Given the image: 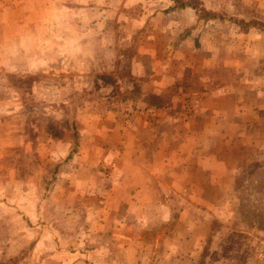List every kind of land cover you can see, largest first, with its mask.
I'll use <instances>...</instances> for the list:
<instances>
[{"label": "rangeland", "instance_id": "1", "mask_svg": "<svg viewBox=\"0 0 264 264\" xmlns=\"http://www.w3.org/2000/svg\"><path fill=\"white\" fill-rule=\"evenodd\" d=\"M153 1L0 0V264H96L87 258L96 242L117 250L134 237L144 264H264V219L251 205L258 199L252 184L243 213L240 198L248 172L264 165L246 169L237 163L242 156L224 151L215 159L214 149L206 158L188 151L180 165L187 153L168 149L165 161H150L135 180L140 153L134 135L125 149L123 129L150 114L151 104L186 112L185 89L172 94L147 84L183 61L170 48L142 52L155 27L142 17L164 5ZM227 5L202 37L217 31L220 55L246 61L248 32L264 31V0ZM114 129L120 135L107 136ZM138 185L147 195H136ZM104 207L114 210L95 212ZM99 220L108 223L103 231ZM118 222L126 230L111 225Z\"/></svg>", "mask_w": 264, "mask_h": 264}, {"label": "crops", "instance_id": "2", "mask_svg": "<svg viewBox=\"0 0 264 264\" xmlns=\"http://www.w3.org/2000/svg\"><path fill=\"white\" fill-rule=\"evenodd\" d=\"M153 2L158 3V0ZM160 5L162 12L142 17V20L151 18L155 24L153 31L147 32L144 37L145 43L147 45L150 43L151 49L142 52L168 53L170 48L176 52L175 58L180 52L183 53L181 54L183 61L179 62L175 59L170 70L165 67L160 73L157 71L151 77V82L147 84H150L151 91L157 84L161 88L168 87L172 94L177 90L185 89L186 92L181 99L186 112L180 115L177 110L172 111L173 108L170 106L160 109L155 104H151L149 108L140 105L148 108L150 114L141 112V119L131 123V128H124L121 137L122 143L126 142L125 149L132 148L128 141L131 137L129 135H134L131 138L134 143L137 142L136 150L140 153L138 162L141 166L137 163L136 166L134 165L135 180L142 181L143 166L150 164V161L154 166L165 161L168 157L164 150L168 149L181 151L182 154L187 153L185 158L182 157L180 165L189 162L188 151L197 150L200 153L202 151V156L206 158V151L210 149H214L215 159H218L224 151L229 155L235 153L242 156L243 160H237V163L244 165L246 169L264 165V61L262 60L264 45L259 47L260 42L264 41V31L259 33L252 29L248 32L250 47L247 53L251 55L250 58L247 55L246 61L241 57L231 61L220 55L221 47L218 42L220 34L217 31H209L205 40L201 34V29L205 25L217 23L218 19L206 22L190 8H171L174 5L173 0H164V5L163 3ZM196 24L198 25L194 32L189 33L190 27ZM158 46L159 48H156ZM163 46L165 47L162 51ZM154 93H161V89L157 86ZM148 95L150 93L147 91L142 94L145 103L148 101L147 98H150ZM120 130L114 129L105 133L107 136L113 133L119 136ZM147 132L148 140L144 137ZM117 142L119 144L120 138ZM48 147L47 143H43L44 149ZM98 147V143H94L92 149ZM174 159V156L168 159L170 166L176 164ZM125 162L127 165L132 164L128 159ZM198 162L206 165L205 162H200V159ZM151 172L156 178L149 176L154 178V181L160 182L154 170ZM61 174L62 172L59 175ZM71 178L76 179L72 176ZM146 179L149 181L148 178ZM100 180L104 179L100 178ZM124 180L126 181L125 178ZM139 186L136 187V195H147L146 187L139 188ZM99 194L101 195L102 191ZM113 210L104 207L95 212L108 215ZM101 223L103 231L108 223L101 220L96 222L97 225ZM111 225L115 227L121 225L124 228L120 229L126 230L128 223L118 222ZM137 239L134 237V241L132 239L125 241L117 250L112 246L96 242L95 248L87 253V258L94 260L96 264H144L143 251L139 253L135 248V245L138 244V247L141 245Z\"/></svg>", "mask_w": 264, "mask_h": 264}, {"label": "trees", "instance_id": "3", "mask_svg": "<svg viewBox=\"0 0 264 264\" xmlns=\"http://www.w3.org/2000/svg\"><path fill=\"white\" fill-rule=\"evenodd\" d=\"M174 5L171 8L174 9H181V8H190L196 11L202 19L206 22L215 19H222L228 14V5L227 0H173ZM264 170L262 168H254L251 169L246 177L247 183L241 185L242 188V195L241 198V211L242 213L245 212L246 208L249 206L246 203V200L252 201L251 196L243 195V192L246 190H251L253 186V194L258 197L256 204L255 200L254 203L251 204L255 210L258 212L259 218L264 219ZM240 187V188H241ZM258 194V195H257Z\"/></svg>", "mask_w": 264, "mask_h": 264}]
</instances>
